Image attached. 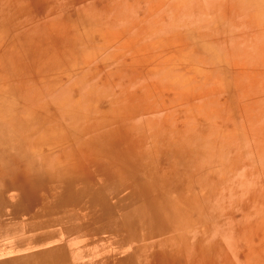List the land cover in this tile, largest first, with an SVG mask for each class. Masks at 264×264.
Here are the masks:
<instances>
[{"label": "rangeland", "instance_id": "374dc122", "mask_svg": "<svg viewBox=\"0 0 264 264\" xmlns=\"http://www.w3.org/2000/svg\"><path fill=\"white\" fill-rule=\"evenodd\" d=\"M74 257L264 264V0H0V264Z\"/></svg>", "mask_w": 264, "mask_h": 264}, {"label": "bare ground", "instance_id": "6f19581e", "mask_svg": "<svg viewBox=\"0 0 264 264\" xmlns=\"http://www.w3.org/2000/svg\"><path fill=\"white\" fill-rule=\"evenodd\" d=\"M79 26H80V22H76V23H74V25H72V30L76 33H78V34H76V35H78L77 37H79V38H82V39H89V41L92 39V37H94L95 38V40H96V35H95V33L92 31V29L90 30V28L88 27V28H86V27H81V29L79 28ZM75 29V30H74ZM80 31H82V32H80ZM96 33H98L99 34V32H96ZM97 34V39L99 40L101 37V35L99 34L98 35ZM103 36V35H102ZM91 41H93V40H91ZM92 43V42H91ZM34 49V48H33ZM77 69V68H76ZM80 74V73H79ZM45 84H46V82H45ZM62 85V84H61ZM55 86L58 88V83H56L55 84ZM53 93V92H52ZM86 98H87V96H86ZM69 99H71V98H69ZM76 112V111H75ZM23 117H25L24 115H23ZM22 117V121H20V123H19V126H18V130H19V127H20V129H22L23 128V130L25 131L26 130V132L27 133H29L30 135H34L35 134V132L32 130L31 131V128H27V126H28V124H29V122H27L24 118ZM11 121H10V123H14V120H13V118H12V116H11ZM75 119V118H74ZM30 123H32V122H30ZM22 127V128H21ZM100 128V127H99ZM103 128V127H102ZM17 130V133H22L23 132V130H19L18 131ZM101 219V218H100ZM100 223V222H99ZM91 230V229H90ZM76 232V231H75ZM49 235H51V233H49ZM49 235L48 234H46V235H43L42 234V236H39L38 237V235L37 236H35V239L33 238L32 240H31V243H30V246H29V244L26 246V248H25V245H17V247L18 248H24V249H31L32 251H35V252H38L41 248H42V242L45 240V239H50V237H49ZM114 249V248H113ZM52 251V250H51ZM54 252V251H53ZM48 253V252H47ZM55 253H56V251H55ZM49 258V257H48ZM76 259H77V257H74L73 259H72V262L70 263V264H74V262L76 261ZM30 261H32V260H30ZM79 261V260H78ZM78 261H76V263H79ZM62 263H67V262H65V261H62ZM75 263V264H76ZM43 264V263H42ZM48 264V263H47ZM69 264V263H68Z\"/></svg>", "mask_w": 264, "mask_h": 264}]
</instances>
